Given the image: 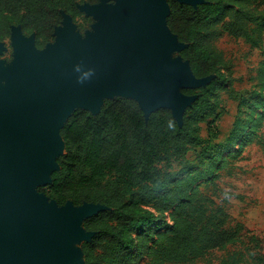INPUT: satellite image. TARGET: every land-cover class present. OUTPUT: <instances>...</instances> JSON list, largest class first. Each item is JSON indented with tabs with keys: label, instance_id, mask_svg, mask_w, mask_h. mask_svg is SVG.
Instances as JSON below:
<instances>
[{
	"label": "trees",
	"instance_id": "obj_1",
	"mask_svg": "<svg viewBox=\"0 0 264 264\" xmlns=\"http://www.w3.org/2000/svg\"><path fill=\"white\" fill-rule=\"evenodd\" d=\"M75 2L0 0V41L19 24L24 34L35 33L37 46L45 45L62 12L78 10ZM168 4L166 23L186 45L177 55L188 61L194 76L215 74L205 86L182 90L197 96L185 109L182 124L167 108L145 118L137 101L126 96L104 99L97 114L76 108L59 131L64 141L56 159L59 168L39 190L58 205L70 201L105 206L83 220V228L93 232L81 244L83 264H137L141 259L145 264H211L206 256L230 245L237 248L219 257L218 264H264L262 240L241 222L229 224L227 196L234 194L218 183V170L227 160L209 148L218 133L221 88L238 101L229 144L252 141L262 125L264 0ZM223 34L259 49L258 82L252 88L236 90L229 70L218 72L228 68L216 44ZM196 148L190 160L187 154Z\"/></svg>",
	"mask_w": 264,
	"mask_h": 264
},
{
	"label": "water",
	"instance_id": "obj_2",
	"mask_svg": "<svg viewBox=\"0 0 264 264\" xmlns=\"http://www.w3.org/2000/svg\"><path fill=\"white\" fill-rule=\"evenodd\" d=\"M196 7L205 0H176ZM78 9L96 21L94 32L75 30L62 12L55 43L40 50L34 35L10 27L14 60H0V264H83L81 248L93 232L83 220L105 209L34 193L51 182L64 150L60 129L76 108L97 114L104 99H135L145 118L167 108L178 125L197 97L183 89L205 86L177 55L186 45L169 29L168 0H100ZM4 47L0 44V54Z\"/></svg>",
	"mask_w": 264,
	"mask_h": 264
},
{
	"label": "rangeland",
	"instance_id": "obj_3",
	"mask_svg": "<svg viewBox=\"0 0 264 264\" xmlns=\"http://www.w3.org/2000/svg\"><path fill=\"white\" fill-rule=\"evenodd\" d=\"M99 1L76 0L75 4L78 9L80 4H91ZM64 13L72 18L75 30L81 35L86 30L94 32L92 24L96 20L91 16H86L84 11L78 9L77 11L73 10L70 13ZM61 24L58 26H61ZM14 26L20 25L14 24ZM31 34L35 37L34 32ZM55 37L53 32L52 39L45 45L55 43ZM0 44L4 47L3 52L0 54L3 67L11 65L14 57L10 34L1 40ZM216 44L223 51L228 63V68L220 67L218 72L227 73L229 70L231 85L236 90L252 88L258 82L256 70L259 61L262 59L259 49L250 47L241 37L235 38L227 34L219 37L216 40ZM45 45L40 47L36 45V47L42 50ZM170 57L175 59L177 53H172ZM214 76L215 74L212 75V77ZM219 96L221 99L220 110L222 112L216 121L218 133L210 141L209 148L211 152L217 153L220 158H226L227 160L226 166L218 170V183L225 192L234 194L227 196L226 207L231 218L229 224L243 223L251 234L262 240L264 251V118L261 127L257 130V136L252 141L243 143L240 140H236L229 144L227 139L236 120L238 101L229 98L227 91L223 88L219 90ZM203 135L206 136L204 124ZM198 151V148L189 151L187 157L193 160ZM174 169L177 170L178 167L175 166ZM34 193L47 198L45 194L40 192L39 187L34 190ZM82 242V240L78 242V248H81ZM234 248H237V246L230 245L226 250H214L206 258L211 259V264H218V258ZM137 264H145V261L141 259Z\"/></svg>",
	"mask_w": 264,
	"mask_h": 264
},
{
	"label": "bare ground",
	"instance_id": "obj_4",
	"mask_svg": "<svg viewBox=\"0 0 264 264\" xmlns=\"http://www.w3.org/2000/svg\"><path fill=\"white\" fill-rule=\"evenodd\" d=\"M65 242L67 243L69 250H75L77 248L78 243L76 242V240L70 237H66Z\"/></svg>",
	"mask_w": 264,
	"mask_h": 264
}]
</instances>
